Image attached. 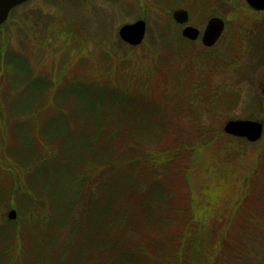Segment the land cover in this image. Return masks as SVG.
Here are the masks:
<instances>
[{"label": "rangeland", "instance_id": "1", "mask_svg": "<svg viewBox=\"0 0 264 264\" xmlns=\"http://www.w3.org/2000/svg\"><path fill=\"white\" fill-rule=\"evenodd\" d=\"M177 9L187 10L190 15L188 25L200 31L212 17L225 19L226 26L220 42L213 49L206 50L199 42L194 43L196 46L185 45L189 50H183V47L179 46L181 51L187 53L183 56L184 62H192V70L194 69L193 72L200 78L194 88L195 99L190 98L189 108H184L182 113H176L171 111L170 106L168 123L165 122L163 128H153L152 137L137 139V143L140 139L144 144L142 147L131 149L128 142L122 140L118 149L121 160H132L135 156L140 158L141 174L148 166L144 161V150L157 151L151 155L150 160L155 165L164 161L161 163L163 167H166L165 163L169 161L172 153H181L171 162L175 161L172 165H176L173 170L178 180L171 182L174 176L169 175V186H166L176 196L169 199L170 203L174 201L176 211L171 215L172 223L157 230L159 235H154V240L146 244L147 264L174 263V260L167 259L168 255L157 249L163 247V241L167 244L175 242V235L182 234L189 228L186 225L191 216L189 201H192V196H196V187L188 188L182 180V170L188 171V181L192 179L194 183L205 184L215 180L226 186V200L223 202L225 206H222L225 214L229 209H235V206L244 202L247 192L243 191L246 187L243 177L246 172L256 173V168L260 165L263 174L257 185L261 183L264 186V65L260 64L259 50L252 49L251 41L248 40V35L254 33V36L258 27H264L261 24V16L250 13L245 0H31L17 8L0 31V252H7V249L11 248L7 253L16 264L25 263L28 259L27 251L33 248L37 232L33 220L37 217L49 220L55 214L51 212L52 215H49L51 210H48V207L52 206L50 197L46 195L49 185L46 190L43 189V181H51L52 177H55V166L50 162H56L59 157H50L49 163L44 160L42 135L46 133L50 122L62 114L69 129L75 127L73 121L80 119L77 118V104L82 103L75 96L80 89L78 86L91 81L96 83L107 80L104 68H99L104 57L113 58L112 64L119 66V69L123 67L129 72L132 68L144 69L145 71L139 73L140 78L149 75V71L155 72L151 59L162 48H151L160 44L161 40H157L158 29L166 25L168 17ZM140 19L146 23L145 41L139 47L131 48L132 51L129 52L127 48L130 47L118 37V30L123 25ZM172 24L175 29H169L166 36L177 41L176 35L180 36L181 29L173 21ZM164 45L165 40L162 39L161 46ZM262 58L264 59V52ZM182 64L180 61L178 65L166 67L165 76L158 78V88L156 84H151L156 99L158 91L164 87L170 90L169 95H173L176 91V81L190 84L193 73H183ZM24 67L30 70L28 73L32 81H27ZM150 77L156 79L152 73ZM37 79L44 80L39 82L42 85L40 88L39 85H34L38 83L35 82ZM108 82L107 80L106 83ZM110 83L117 84L114 75H111ZM154 86L157 89H154ZM72 116L73 120H70ZM230 120L259 121L263 126L261 139L250 144L225 134L223 127ZM140 121L150 125V121H147L142 113L135 116V122ZM89 124H86L87 128L83 131L85 135L92 130ZM23 135L26 136L23 140L26 145L20 141ZM68 145L65 140L57 139L55 143L49 144V150L51 154L62 152L61 162L72 165L73 170L71 169L69 176L82 174L83 168L80 165L85 155L83 152H80L79 156L76 155L67 148ZM105 149L107 148L101 142L97 151ZM115 154L114 151L113 155ZM160 170L151 172L152 179L149 183L148 178L140 174L132 177L138 175L137 182L147 185V195L153 186L150 183L156 181L159 185ZM220 170L228 174L227 177L224 176V180L216 178ZM86 172L84 173L93 179H89L87 184L88 188H91L93 182H96V177L91 176V172ZM68 177H62L66 181V185L61 189L62 196L58 193L54 198L58 202V208L66 203L68 192L75 194L67 182ZM203 188L201 187V190ZM260 198L258 204L261 208L258 210L259 217L256 222L258 225L255 228L244 225L248 235L256 236L255 240L249 238L246 242L251 250V259L242 256L231 261L232 264H264V230H260V227L264 226V196L260 194ZM34 199L40 200L45 208L42 206L40 211L34 209ZM21 201L24 202L23 207H20ZM219 205L220 203L215 205L213 212H217ZM11 210L15 211L16 219L9 224L7 213ZM237 214L236 210L232 219L227 217L217 223L208 221L199 227L198 230L202 234L198 238L197 247H191L184 253L180 264L230 263L227 256H219L221 248L217 246V241L222 238V243H227V248L228 244L237 247L234 240L229 241L233 234H239L236 227L241 230L240 224L237 223ZM234 220L237 225L222 226ZM247 221L255 223L253 219ZM217 227L219 228L215 231L212 229ZM237 251L234 249L235 253ZM8 263L7 258L5 264Z\"/></svg>", "mask_w": 264, "mask_h": 264}, {"label": "trees", "instance_id": "2", "mask_svg": "<svg viewBox=\"0 0 264 264\" xmlns=\"http://www.w3.org/2000/svg\"><path fill=\"white\" fill-rule=\"evenodd\" d=\"M166 21V25L161 26L157 33V40L162 42V39H164L166 46L162 47L160 42V44L151 48L153 50H157L159 47L162 48L151 59V64L156 69L155 72L149 71V75L146 74L145 76L143 75L144 78H140L141 74L139 73L145 71L144 69L137 68L135 70L132 68L131 72H129L123 67L119 69V66L113 65V58L104 57L99 68H104L109 82L106 83L107 80L96 83L91 81L88 84L78 86L80 89L75 96L82 103L77 104L79 111L77 118L80 117V119L76 120L78 122L73 121L75 127L69 129V125L65 123L66 119L62 114L57 116L55 121L51 119L52 121L46 133L42 135V143L45 148L43 156L45 163H49L48 159L54 155L59 157L56 162H50L51 165L55 166L53 168L55 177H52L54 181H43L45 186L43 189L46 190L49 185L46 191V195L50 197V204L52 205L48 207V210H51L49 215H52L51 212L55 214L49 220H44L41 217L33 220V223L37 226L36 239L33 241V248L27 251L28 259L23 264H147L148 255L145 248L148 245L146 246V244L154 240V235H159L157 230L163 226L168 227L172 223L171 215L176 211V208L174 207V201L170 203L169 199L176 196H174V192L171 189L166 188V186H169L167 178L169 175L174 176L173 168L176 165H172L175 161L171 162L181 153L174 155L172 153L171 157L168 158L169 161L165 163L166 167H163L161 163L164 161L157 162L155 165L150 160L151 155L157 151L144 150V161L147 162L148 166H146L147 169L142 174L139 173L142 168L139 167L140 158L135 156L132 160H121L118 154L122 140L128 142L129 148L139 149L144 144L141 143L140 139L137 143L138 138H150L154 133L153 128H163L162 125L165 122L168 123L170 106L172 107V112L182 113L184 108H189L190 98L192 100L195 99L193 96L194 88L200 78H197V73L193 72L195 70H192L194 68V65H191L192 62H184L183 56L187 55V53L181 51L179 46L183 47V50H189L185 45H196L186 42L179 34L176 35L178 37L176 38L177 41L167 38L166 32L171 28L175 29V26L172 24L170 16ZM3 29L4 27L0 31ZM253 34L248 35L250 37H248V40L251 41L252 49L259 50L261 62L263 60L264 32L261 33L258 27L254 36ZM127 51L130 52L132 50L127 48ZM203 57L204 54L201 59ZM1 60L3 61V57H1ZM180 61L183 63V73L185 71L193 73L190 84L185 81H176L174 86L176 91L174 94L172 93L173 95H169L168 92L170 90L164 87L158 91V98L156 99L152 93L151 84H156L158 88V78L165 76V68L178 65ZM253 61L254 63L256 62L255 54ZM253 69L256 70L255 68ZM28 70L24 67L27 81L31 80ZM151 73L155 76L153 77L154 79L156 78L155 80L150 77ZM111 75H114L117 84L110 83ZM41 81L44 80H35L38 83L34 85H39V88L42 87L39 83ZM157 88L154 86V89ZM139 113H142L143 117L150 121L148 122L150 125L143 124V121L135 122V116ZM70 120H73V116ZM86 124H89L92 130L85 135L83 131L87 128ZM20 132L19 134L21 135ZM24 134L26 133L24 132ZM25 138L26 136H21L20 141L22 144H25L23 143ZM57 139L65 140L69 144L67 148L75 152L76 155L78 154L79 156L80 152L84 153L85 159L82 160L80 165L83 168L82 174L69 176L73 170L72 165L61 162L62 152L60 154H51L49 144L55 143ZM101 142L107 149L97 151ZM114 151L116 152L115 155H113ZM68 161H70V157ZM19 165H22V163H19ZM74 167L76 168L77 166L74 165ZM157 169H161L159 185L156 184V181L150 183L153 186L151 192L146 195L145 189L147 185L137 182L138 175L132 176L140 174L147 177L149 183L152 179V173ZM84 172H91V176L94 175L96 177V182H93L91 188H88L87 184L89 179L91 181L93 179ZM262 174L263 168L260 165L256 168V173L249 171L244 174L243 179L246 187L243 191L244 193L245 191L247 192L244 196V202L235 206V209H229L227 214H225L222 206H225L223 202L226 200L224 194L226 186L222 182L218 183L215 180L205 184L194 183L192 179L188 181V171L186 169L182 170V180L188 188L196 187V190L192 189V193L194 190L196 196H192V201H189L191 206L188 209L191 216L186 224L189 228L182 234H176L175 242H168L167 244L163 241V247L157 250L162 251L166 256L168 255L167 259L174 260V263L170 262V264H180L182 255L188 252L191 247H197L198 238L202 234L198 230L199 227L201 228L208 221L217 223L227 217L232 219L234 212L237 210L236 218H238L237 223L238 225L240 224L241 230L236 227L239 234H233V238L229 240L230 242L234 240L237 243V247L228 244L229 247L227 248V243H222L223 239L218 238L217 246L221 248V252L219 249L221 253L219 256L221 258L227 256L230 261L227 264H232L231 261L235 260V258L238 260L242 256V258H250L251 250H249L250 247H248L246 242L249 238H253L252 241L255 240L256 236L248 235L244 225H250L252 228L258 225L256 222L259 217L257 215L259 214L258 210L261 208L259 205L260 194L264 196V186L261 183L257 185V183L261 181ZM17 176L19 177V175ZM224 176L227 177L228 174L221 170L216 174V178L219 180H224ZM62 177H68L67 182L74 189L75 194L68 192L66 203L58 208V204H56L58 202L54 198L58 193L61 194L62 186L66 185V181ZM177 180L178 177L175 175L171 182ZM201 187H204L203 190H201ZM86 190L88 193L85 194ZM74 197H76L75 200L73 199ZM34 200H32L34 209L42 210L44 207L43 203L38 199ZM219 203L220 205L216 209L217 212H213L215 205ZM23 205L24 202L21 201L20 207H23ZM247 219H253L255 223L248 222ZM226 224L228 226L232 225V227L237 225L235 220L222 226H226ZM218 228L212 229L215 231ZM257 228L259 229V226ZM252 230L254 231V229ZM260 230L263 231L264 226H261ZM144 241L146 242L144 243ZM10 249H7V252H10ZM234 249L238 251L235 253ZM7 252H0V264H5L7 258L9 259L8 264H16L13 259V261L10 259V255ZM194 255L195 252H193ZM191 264H196V262Z\"/></svg>", "mask_w": 264, "mask_h": 264}, {"label": "water", "instance_id": "3", "mask_svg": "<svg viewBox=\"0 0 264 264\" xmlns=\"http://www.w3.org/2000/svg\"><path fill=\"white\" fill-rule=\"evenodd\" d=\"M29 0H0V27L7 20L9 12ZM247 6L254 11H264V0H245ZM188 13L185 10H176L172 14L173 21L178 25H185L188 21ZM224 23L218 18L211 19L202 34L201 43L206 48L213 47L222 35ZM146 24L138 21L131 25H124L119 29V38L129 46H139L145 37ZM182 37L194 42L199 37V31L186 27L182 30ZM223 132L229 136L244 139L250 144L259 141L263 135V127L256 121H228L223 127ZM8 220L12 221L16 218L14 211L8 214Z\"/></svg>", "mask_w": 264, "mask_h": 264}, {"label": "flooded vegetation", "instance_id": "4", "mask_svg": "<svg viewBox=\"0 0 264 264\" xmlns=\"http://www.w3.org/2000/svg\"><path fill=\"white\" fill-rule=\"evenodd\" d=\"M247 9L250 11V13L256 14V16H259V17L261 16L260 17L261 18V22H262L261 24H263L262 26L264 27V11H259V12L256 11L255 12V11L251 10L250 8H248V7H247ZM260 32L263 33L264 32V28L260 29ZM263 52H264V50H263ZM262 64L264 65V59L261 60V66H262ZM262 92H264V88H262Z\"/></svg>", "mask_w": 264, "mask_h": 264}]
</instances>
